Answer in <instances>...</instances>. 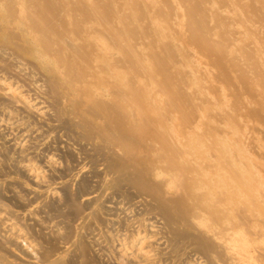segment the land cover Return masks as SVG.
<instances>
[{
	"label": "bare ground",
	"instance_id": "1",
	"mask_svg": "<svg viewBox=\"0 0 264 264\" xmlns=\"http://www.w3.org/2000/svg\"><path fill=\"white\" fill-rule=\"evenodd\" d=\"M0 264H264V0H0Z\"/></svg>",
	"mask_w": 264,
	"mask_h": 264
}]
</instances>
